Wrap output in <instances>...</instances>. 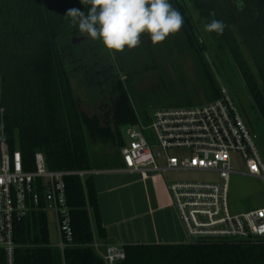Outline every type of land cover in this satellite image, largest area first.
<instances>
[{
  "label": "trees",
  "instance_id": "trees-1",
  "mask_svg": "<svg viewBox=\"0 0 264 264\" xmlns=\"http://www.w3.org/2000/svg\"><path fill=\"white\" fill-rule=\"evenodd\" d=\"M182 1L170 3L184 19L187 46L203 51ZM185 1L204 26L213 19L224 23L221 35L206 31L210 47L228 53L264 122V0ZM73 8L84 10L80 0H0V121L8 151L20 152L25 171L34 169L36 153L48 171L112 169L121 161V129L136 122L115 67L109 65L98 84L80 78L77 48L64 42L79 34L65 15ZM207 76L213 102L219 90ZM146 111L139 109V116L147 122ZM98 144L108 148L94 151ZM64 182L72 245L62 251L50 247L47 216L32 209L14 225V264H104L92 247L94 238L104 241L105 234L91 176L83 182L67 176ZM123 251L124 260L116 264H264V240L124 246ZM0 264H6L2 251Z\"/></svg>",
  "mask_w": 264,
  "mask_h": 264
},
{
  "label": "built area",
  "instance_id": "built-area-1",
  "mask_svg": "<svg viewBox=\"0 0 264 264\" xmlns=\"http://www.w3.org/2000/svg\"><path fill=\"white\" fill-rule=\"evenodd\" d=\"M0 110V116H1ZM136 122L125 127L120 150L123 168L145 176L147 171L190 172L214 175L216 181L173 182L167 192L186 237L197 242L222 240L229 243L264 240V208L230 214L228 181L242 175L264 183V158L257 136L245 125L227 92L199 107L146 111L147 122L135 111ZM232 159L242 166L234 170ZM163 161L164 167L158 166ZM34 169L25 171L18 150L10 153L0 121V251L5 263L14 264V225L32 209L51 213L57 248L72 245L73 232L66 204L67 176L81 181L93 172L48 171L40 153L33 156ZM92 247L98 251L99 244ZM104 264L124 260L117 245H105Z\"/></svg>",
  "mask_w": 264,
  "mask_h": 264
},
{
  "label": "rangeland",
  "instance_id": "rangeland-1",
  "mask_svg": "<svg viewBox=\"0 0 264 264\" xmlns=\"http://www.w3.org/2000/svg\"><path fill=\"white\" fill-rule=\"evenodd\" d=\"M181 5L194 26L195 37L205 46L203 51L196 53L188 48L181 28L178 33L170 34L158 44H153L147 34L142 35L137 47L140 61L131 70H127L112 52L113 66L116 72H120V80L132 107L139 113V109L154 111L202 106L210 102L213 93L209 75L217 90L223 88L227 92L247 128L257 136L256 145L264 158V122L237 67L226 51L215 53L210 47V37L191 5L185 0ZM74 67L80 72L77 64ZM90 75H85L87 81ZM121 135L125 138V127L121 129ZM102 146L108 148L100 144L91 148L100 151ZM232 166L234 170L243 172L236 159H232ZM165 178L168 185L173 182L216 181L213 174L200 173H166ZM227 208L230 214L235 215L264 208V183L247 176L231 175L228 181ZM47 222L50 241L55 244L56 233L50 214H47ZM190 241L191 244L197 243L196 240Z\"/></svg>",
  "mask_w": 264,
  "mask_h": 264
},
{
  "label": "crops",
  "instance_id": "crops-1",
  "mask_svg": "<svg viewBox=\"0 0 264 264\" xmlns=\"http://www.w3.org/2000/svg\"><path fill=\"white\" fill-rule=\"evenodd\" d=\"M158 166L163 168L164 162ZM91 184L96 194L99 221L105 234L97 254L104 253L105 245L124 246H175L191 241L172 207L167 187L166 173L147 171L145 176L127 171L119 161L112 169L91 171ZM88 177V176H87ZM83 182V181H82ZM46 216L49 213H45ZM52 223L54 225L52 214ZM55 229V226H54ZM56 233V229H55ZM49 238V246L57 248Z\"/></svg>",
  "mask_w": 264,
  "mask_h": 264
},
{
  "label": "clouds",
  "instance_id": "clouds-1",
  "mask_svg": "<svg viewBox=\"0 0 264 264\" xmlns=\"http://www.w3.org/2000/svg\"><path fill=\"white\" fill-rule=\"evenodd\" d=\"M80 3L84 10L69 9L65 15L81 35L99 41L112 52L137 48L144 34L158 44L170 34L178 33L184 24L170 0H80ZM224 27L222 21L213 19L205 29L221 35Z\"/></svg>",
  "mask_w": 264,
  "mask_h": 264
},
{
  "label": "flooded vegetation",
  "instance_id": "flooded-vegetation-1",
  "mask_svg": "<svg viewBox=\"0 0 264 264\" xmlns=\"http://www.w3.org/2000/svg\"><path fill=\"white\" fill-rule=\"evenodd\" d=\"M71 38L81 39V41L72 44L70 41ZM64 42L76 46L78 51V56L76 58L80 60V63L77 65L80 67L81 78L86 81L87 77L85 75L90 73L91 75L88 81L98 84L99 81L105 77V72L109 65H114L112 51L105 49L99 41L89 40L79 33L78 36L67 38ZM143 51L146 50L143 49ZM113 53L114 56L123 63L127 70H131L132 66L136 67L141 57V55H138L139 50L137 48ZM117 72L120 75L119 70H117Z\"/></svg>",
  "mask_w": 264,
  "mask_h": 264
},
{
  "label": "water",
  "instance_id": "water-1",
  "mask_svg": "<svg viewBox=\"0 0 264 264\" xmlns=\"http://www.w3.org/2000/svg\"><path fill=\"white\" fill-rule=\"evenodd\" d=\"M70 41H71L72 44H75V43L81 41V39L71 38Z\"/></svg>",
  "mask_w": 264,
  "mask_h": 264
}]
</instances>
